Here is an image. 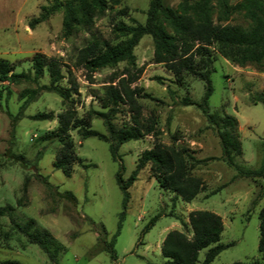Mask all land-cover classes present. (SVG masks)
I'll return each mask as SVG.
<instances>
[{
  "label": "rangeland",
  "instance_id": "1",
  "mask_svg": "<svg viewBox=\"0 0 264 264\" xmlns=\"http://www.w3.org/2000/svg\"><path fill=\"white\" fill-rule=\"evenodd\" d=\"M149 1L104 0L105 8L99 12L91 0H84L83 12L89 21L72 24L66 30L63 8L29 26L40 7L50 6L54 0H0V58L8 60L15 72H32L31 58L35 53L56 58L65 76L58 85L69 87L75 82L78 86L70 101L53 91H41L19 114L21 92L48 84L47 73L37 84L0 82V210L4 209L0 213V264L6 260L19 264H54L12 226L11 219L25 224L30 218L62 245L56 264H162L166 259L160 253V246L165 234L182 230L180 219L187 220L192 210L218 214L223 223L220 243L232 242L210 264H264V253L258 250V214L264 206V177L243 176L220 159L222 153L215 129L197 106L204 94L203 81L185 75L177 83L162 63L153 61L154 47L148 35L133 50L135 66L131 71L140 68L141 74L130 86L140 88L136 96L139 120L146 124L151 118L155 122L154 133L121 144L120 159L116 161L111 158L107 141L83 138L78 128H70L76 156L73 170L68 177L53 167L61 144L58 137L49 133L58 126L57 115L72 107L74 116L86 128L107 135L102 119L94 112H107L105 88L111 76L122 77V70L127 67L125 62H119L114 67L97 70L89 79L86 71L75 64L79 50L89 44H115L127 38L116 32V25L143 23ZM180 1L163 0L164 5L176 12L180 11ZM237 1L227 0L230 4ZM211 4L214 23L244 29L250 26L237 13L220 19L215 0ZM163 27L172 32L164 21ZM212 57L209 112L236 118L235 137L241 144L242 154L233 157L234 162L243 168L256 169L264 155V105L254 103L252 98L264 92V61L240 65L223 57L217 49L212 50ZM116 82L114 79L113 84ZM183 98L196 104L183 105ZM118 110L112 122L118 127L130 125L128 107L121 104ZM40 112L51 114L52 119L31 118ZM11 116L16 119L12 120ZM155 142L189 148L196 158L215 157L191 171L203 180L205 190L185 202L159 187L148 163L128 188L129 202L115 237L116 258L112 259L104 248L117 230L122 210V193L115 179L119 163L123 165L121 176L125 180L140 154ZM65 191L73 193L74 203L57 193ZM155 216L151 228L140 235L141 229ZM206 250L198 252L196 264H202Z\"/></svg>",
  "mask_w": 264,
  "mask_h": 264
},
{
  "label": "trees",
  "instance_id": "2",
  "mask_svg": "<svg viewBox=\"0 0 264 264\" xmlns=\"http://www.w3.org/2000/svg\"><path fill=\"white\" fill-rule=\"evenodd\" d=\"M219 9L220 19H227L229 15L237 13L250 22L247 29L237 25L214 23L211 18V0H195L189 3L181 0L179 12L164 5L163 0H150L146 11L145 21L128 25L119 22L115 30L117 33L126 35L127 38L115 43L102 42L101 46L89 44L78 52L75 64L83 68L89 79L91 74L104 67H114L119 62H125L127 67L122 71V77L111 76L109 85L105 88V106L107 112L95 111L107 130L104 135L97 130L86 128L83 122L74 116V108L70 107L65 113L57 115V128L49 135L58 137L60 147L56 152L53 167L60 169L65 176H70L76 156L73 153L72 143L69 136L70 128H78L83 138L96 137L108 142V150L113 160L120 159L119 147L129 140H137L144 135L154 133L155 122L149 118L146 124L139 120L140 107L136 102V96L140 94V88L131 87L141 74V69L131 71L135 66L133 50L139 40L148 35L153 42V61L162 63L169 70L177 83H181L185 75L197 77L204 83V94L201 102L197 104L201 113L214 127L219 141L222 156L228 165L246 177H264V155L261 164L256 169L238 166L233 157L242 154L241 144L235 137L237 120L234 116L225 114L219 116L209 112L208 99L212 93L210 74L214 71L212 62V50L219 53L237 64L252 62L261 64L264 61V0H239L233 4L227 0H215ZM84 0H54L50 6H41L36 18L29 21V26L43 21L53 11L63 8L64 29L69 30L72 24L87 23L89 18L83 12ZM92 5L101 12L105 8L104 0H91ZM163 21L171 29L167 32L163 27ZM32 72H15L14 66L4 58H0V82L8 81L17 84L21 81L38 83L45 73L48 75V84L38 85L37 88L21 92L22 100L18 113L33 101L41 91H53L65 101L71 100V95L77 93V84L70 83L69 87H62L58 83L65 77L61 72L60 63L56 58H46L40 53H35L31 58ZM117 79L116 84L113 80ZM145 94L144 96H146ZM252 100L254 103L264 105V92L257 93ZM183 105H194L188 98L181 100ZM126 105L131 112V124L121 127L116 126L112 119L119 111V105ZM11 115V114H10ZM12 120L16 116H11ZM34 120L52 119L51 114L40 112L31 116ZM215 157L196 158L193 151L185 147L155 142L149 149H145L138 157L134 169L127 179H123L121 171L123 165L119 163L115 179L122 193L121 207L117 230L111 240L105 245L110 258L115 259L114 242L121 228L129 202L128 188L137 179L138 172L148 163L150 171L159 187L173 193L185 202H190L198 193L205 190L203 180L191 171ZM44 181H46L44 179ZM47 185L48 182H46ZM60 197L74 203L75 197L72 192H57ZM10 209L8 206L6 207ZM4 209L0 210L2 213ZM259 237L258 250L264 253V206L259 210ZM156 220V216L141 229L140 235L147 232ZM12 226L23 234L28 242L37 245L47 256L50 262L56 264L58 256L62 253V245L46 230L35 225L30 218L25 224H19L13 219ZM182 230L168 231L160 246V253L166 260L162 264H196L198 252L206 248L202 264H210L218 254L232 245L220 243V235L223 230L221 217L208 210H192L187 215V221L181 220ZM189 234V235H188ZM1 264H19L17 261H2ZM232 264H246L233 262Z\"/></svg>",
  "mask_w": 264,
  "mask_h": 264
},
{
  "label": "water",
  "instance_id": "3",
  "mask_svg": "<svg viewBox=\"0 0 264 264\" xmlns=\"http://www.w3.org/2000/svg\"><path fill=\"white\" fill-rule=\"evenodd\" d=\"M32 170H33V172L35 173V175H36L37 177H39V175L36 174V170H35V168H33Z\"/></svg>",
  "mask_w": 264,
  "mask_h": 264
},
{
  "label": "crops",
  "instance_id": "4",
  "mask_svg": "<svg viewBox=\"0 0 264 264\" xmlns=\"http://www.w3.org/2000/svg\"><path fill=\"white\" fill-rule=\"evenodd\" d=\"M184 221H187V220H184Z\"/></svg>",
  "mask_w": 264,
  "mask_h": 264
}]
</instances>
